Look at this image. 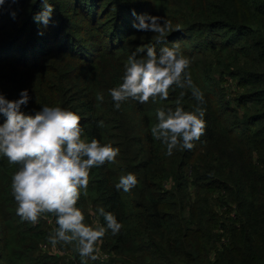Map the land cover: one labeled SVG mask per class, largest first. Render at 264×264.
Wrapping results in <instances>:
<instances>
[{"label":"trees","instance_id":"trees-1","mask_svg":"<svg viewBox=\"0 0 264 264\" xmlns=\"http://www.w3.org/2000/svg\"><path fill=\"white\" fill-rule=\"evenodd\" d=\"M181 2L186 11L176 0H49L54 11L44 28L33 20L40 0H6L0 10V94L16 100L27 89L26 114L42 105L72 110L81 118L82 138L119 149L114 163L90 170L77 206L90 223L88 204L96 201L123 227L117 235L107 230L98 244L109 258H81L74 245L53 247L47 237L58 225L21 220L11 192L18 166L0 156V264H264V0ZM133 9L170 23L162 44H155L156 34L132 27ZM177 43L204 93L205 131L191 150L168 156L150 128L158 122L157 109L174 108L180 91L182 106L191 110L197 103L191 91L170 89L167 100L144 104L129 99L117 110L109 89L122 82L138 47L158 51ZM210 52L233 53L237 60L229 72L250 87L227 89L211 72ZM250 106L257 107L243 113ZM4 119L0 115V123ZM128 172L137 185L118 191L115 185ZM213 191L214 204L236 208L233 222L220 226L226 233L214 256L208 230Z\"/></svg>","mask_w":264,"mask_h":264},{"label":"clouds","instance_id":"clouds-1","mask_svg":"<svg viewBox=\"0 0 264 264\" xmlns=\"http://www.w3.org/2000/svg\"><path fill=\"white\" fill-rule=\"evenodd\" d=\"M16 3L17 0H7ZM6 0H0V10ZM42 10L33 16L34 22L44 28L51 22L54 8L49 0H40ZM15 18V12L11 13ZM132 27L138 32L157 35L155 44H162L170 23L157 15L137 14ZM43 35V31L38 33ZM190 60L185 57L179 44L138 47L124 65L122 82L109 89L115 109L131 99L141 104L150 99L155 102L167 100L169 92L188 89L197 101L191 110H185L180 91L175 107L157 109L158 122L150 132L155 140L166 145V155L174 150H191L194 141L205 131V103L203 91L194 83ZM103 101V94L96 96ZM30 96L27 89L20 92V98L9 100L0 94V156L7 158L17 170L11 177V192L16 201V214L23 221L35 225L41 217L52 215L58 225L49 233L47 240L55 247L58 244L74 245L81 258L97 260L98 244L106 231L119 234L123 225L112 212L98 208L91 215L103 217L104 224L97 220L85 222L84 212L77 206L81 192L86 195L90 170L105 163H114L119 149L110 143H100L93 138L90 142L82 138L80 116L60 106L42 105L34 114H26L21 106H27ZM103 122H100V126ZM138 183L134 173L120 177L115 188L129 192ZM51 223V221H49Z\"/></svg>","mask_w":264,"mask_h":264},{"label":"rangeland","instance_id":"rangeland-1","mask_svg":"<svg viewBox=\"0 0 264 264\" xmlns=\"http://www.w3.org/2000/svg\"><path fill=\"white\" fill-rule=\"evenodd\" d=\"M177 4L182 7L184 11H186V7L184 6L183 2L181 0H176ZM186 18L189 20V17L186 16ZM264 59V57H260ZM237 58L234 56L233 53L228 52H222L221 55L217 54L216 52H210L207 61L209 62V65L211 67V72L214 75L216 79L219 80V82H223L224 85L229 89L231 92L238 93L240 91H245L246 88L250 87V85L246 86L243 82L242 85H239V79L237 77H234L229 72V68H233V61L236 62ZM257 106L255 107H244V112L246 113L249 110L253 111L255 110ZM242 116V115H241ZM190 194L193 195V189H190ZM210 195L212 196L213 204L211 206L212 208V216H214V220L208 222V230L213 231L214 238H213V244L210 245L211 255L214 256L215 253L218 251L217 247L221 246V243L223 239L225 238L224 233H226L223 228L220 226L222 224H227L233 222L232 216L235 214V205L234 203H228L225 207H219L218 205L214 204V201L217 198L218 193L216 191L210 192ZM99 204L96 201H90L88 204V217L89 222L92 223L93 220H99L98 214L96 216L91 215L92 212H96ZM47 223L48 227L53 226L54 218L51 216H44L41 217ZM51 221V223H49ZM47 245V244H46ZM100 251L98 253L99 256L104 257H110L109 253L102 248L101 246H98ZM59 252L60 248H54Z\"/></svg>","mask_w":264,"mask_h":264}]
</instances>
